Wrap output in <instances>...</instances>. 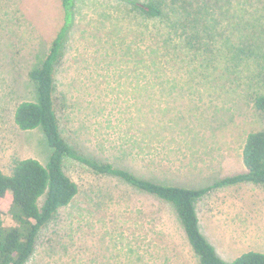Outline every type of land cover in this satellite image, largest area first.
<instances>
[{"label":"rangeland","instance_id":"374dc122","mask_svg":"<svg viewBox=\"0 0 264 264\" xmlns=\"http://www.w3.org/2000/svg\"><path fill=\"white\" fill-rule=\"evenodd\" d=\"M133 1L159 6L161 17L143 15ZM176 1L74 0L55 84L67 97L64 135L78 134L83 154L156 183L202 188L242 172L245 138L264 126L253 102L264 95V11L207 8L203 0L177 8ZM63 17L62 0H0V170L7 174L16 159L48 156L42 130H21L13 114L35 98L29 72ZM65 172L80 192L40 232L26 264H198L170 203L71 160ZM10 202L7 192L0 199L7 225ZM195 209L222 260L264 253V185L213 189Z\"/></svg>","mask_w":264,"mask_h":264},{"label":"trees","instance_id":"16d2710c","mask_svg":"<svg viewBox=\"0 0 264 264\" xmlns=\"http://www.w3.org/2000/svg\"><path fill=\"white\" fill-rule=\"evenodd\" d=\"M177 2L173 5L179 8ZM204 2L207 8L228 5L230 9L237 5L241 7L238 10L250 11L251 14L264 11V0H203ZM177 4L184 5L186 9L192 5L189 0H180ZM62 5L63 24L47 54L29 72V78L35 85V98L20 102L13 114V121L21 130H42L48 156L45 163L35 158L16 159L10 173L0 170V199L7 192L11 194L7 210L11 224L4 223L0 210V264H26L34 254L40 232L56 220L61 210L70 206L79 194L78 184L65 172L66 160L79 163L97 176L121 181L135 193L138 191L139 195L153 196L170 203L198 264H264V253L257 251L243 252L230 262L222 260L200 231L195 209V202L213 189L242 182L264 185V126L245 138L242 146L244 170L202 188L156 183L115 167L110 161H102L105 159L99 156L83 154L84 147L78 134H74L77 138L71 140L64 135L62 124L65 119H60V114H65L67 97L64 93L59 94L55 84L58 64L72 25L74 0H62ZM132 5L148 17L158 18L162 15L161 8L155 4L133 1ZM187 12L186 17L192 21L199 19L195 11ZM253 102L256 109L264 112V95L255 96ZM69 128L73 129L71 122ZM144 246L145 243H141V247Z\"/></svg>","mask_w":264,"mask_h":264}]
</instances>
